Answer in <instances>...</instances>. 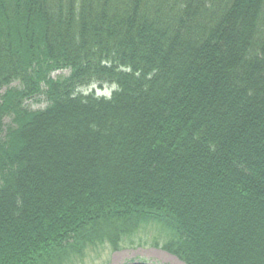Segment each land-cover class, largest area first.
Returning a JSON list of instances; mask_svg holds the SVG:
<instances>
[{"label": "trees", "instance_id": "16d2710c", "mask_svg": "<svg viewBox=\"0 0 264 264\" xmlns=\"http://www.w3.org/2000/svg\"><path fill=\"white\" fill-rule=\"evenodd\" d=\"M150 223L264 264V0H0V264Z\"/></svg>", "mask_w": 264, "mask_h": 264}, {"label": "rangeland", "instance_id": "374dc122", "mask_svg": "<svg viewBox=\"0 0 264 264\" xmlns=\"http://www.w3.org/2000/svg\"><path fill=\"white\" fill-rule=\"evenodd\" d=\"M67 72L57 73L56 75L67 76ZM98 86L91 85L79 92L87 94L90 91L97 92ZM47 105V101L43 95L37 96L35 99L25 102L24 106L31 110H41ZM5 124L9 123V119L4 120ZM168 235L156 224H150L144 227L134 238V243H126V247L122 250L113 251L107 245L87 248L82 256L71 255L66 264H131L146 262L149 264H183L174 257L163 252L160 248H156L154 243H164Z\"/></svg>", "mask_w": 264, "mask_h": 264}]
</instances>
